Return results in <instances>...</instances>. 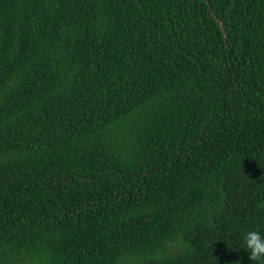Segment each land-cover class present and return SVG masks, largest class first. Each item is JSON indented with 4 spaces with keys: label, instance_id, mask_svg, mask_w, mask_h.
<instances>
[{
    "label": "trees",
    "instance_id": "1",
    "mask_svg": "<svg viewBox=\"0 0 264 264\" xmlns=\"http://www.w3.org/2000/svg\"><path fill=\"white\" fill-rule=\"evenodd\" d=\"M249 230L264 0H0V264H264Z\"/></svg>",
    "mask_w": 264,
    "mask_h": 264
},
{
    "label": "clouds",
    "instance_id": "2",
    "mask_svg": "<svg viewBox=\"0 0 264 264\" xmlns=\"http://www.w3.org/2000/svg\"><path fill=\"white\" fill-rule=\"evenodd\" d=\"M243 248L250 254V259L264 261V233L249 230L243 237Z\"/></svg>",
    "mask_w": 264,
    "mask_h": 264
},
{
    "label": "water",
    "instance_id": "3",
    "mask_svg": "<svg viewBox=\"0 0 264 264\" xmlns=\"http://www.w3.org/2000/svg\"><path fill=\"white\" fill-rule=\"evenodd\" d=\"M220 25H221V27L223 28V24H222V22H220Z\"/></svg>",
    "mask_w": 264,
    "mask_h": 264
}]
</instances>
